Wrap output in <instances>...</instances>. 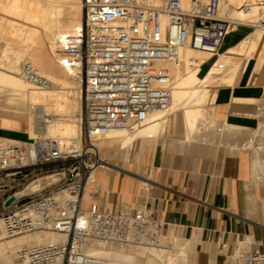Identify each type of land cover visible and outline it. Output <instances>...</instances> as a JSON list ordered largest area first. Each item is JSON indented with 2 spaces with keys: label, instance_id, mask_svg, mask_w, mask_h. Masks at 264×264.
<instances>
[{
  "label": "built area",
  "instance_id": "1",
  "mask_svg": "<svg viewBox=\"0 0 264 264\" xmlns=\"http://www.w3.org/2000/svg\"><path fill=\"white\" fill-rule=\"evenodd\" d=\"M259 19L243 21L221 16V0H82V28L58 41L55 56L60 63L81 69L84 99L82 132L70 144L38 136L12 140L0 136V194L5 237L51 231L67 236L65 243L37 244L18 250L21 264H123L91 252L93 243L145 246L169 250L166 224L144 206L121 203L101 209V185L87 184L104 162L96 142L117 130H132L147 123L155 110L172 102L175 68H199L221 51L226 36L240 26L264 25V0H253ZM253 5L242 3L250 14ZM210 54L202 60L184 51ZM20 76L38 88L50 81L38 69L24 63ZM46 116L44 124L50 123ZM42 181L39 190L34 184ZM65 196V197H64ZM14 198L6 206V202ZM244 264H262L264 245L244 256Z\"/></svg>",
  "mask_w": 264,
  "mask_h": 264
},
{
  "label": "crops",
  "instance_id": "2",
  "mask_svg": "<svg viewBox=\"0 0 264 264\" xmlns=\"http://www.w3.org/2000/svg\"><path fill=\"white\" fill-rule=\"evenodd\" d=\"M242 27L246 31L233 42L226 43L231 33L226 36L222 52L252 31L248 26L236 31ZM255 59L238 84L215 89L217 126L188 139L183 115H176L172 127L154 142L144 139L141 146L134 144L127 163H136L138 175H109L117 188L99 196L101 209L112 210L121 203L146 207L168 226L171 242L175 232L183 239L184 245L178 242V247L188 264H211L214 259L215 264H228L231 249L230 258L235 261L256 245L259 249L264 245V61L259 65ZM24 113L0 108V136L29 139V118ZM260 144L263 147L258 150ZM149 145L154 146L150 155ZM125 179L129 195L120 194ZM84 201L89 205L92 199ZM240 241L246 246L238 251Z\"/></svg>",
  "mask_w": 264,
  "mask_h": 264
},
{
  "label": "bare ground",
  "instance_id": "3",
  "mask_svg": "<svg viewBox=\"0 0 264 264\" xmlns=\"http://www.w3.org/2000/svg\"><path fill=\"white\" fill-rule=\"evenodd\" d=\"M2 1L3 3L1 2L0 6H2V11L6 12V15L10 14L22 20L23 23L20 27L17 29L12 27V29L20 36L19 39L21 38L29 44L26 49L3 53L7 61V67L3 64L0 65V108L27 113L29 132L32 138L38 136L56 138L61 140L64 145H68L75 138H79L82 132L80 116L82 114L83 78L81 69H74L60 63L55 56V51L61 38L82 28V0ZM147 1L152 4L161 3V0ZM192 1L183 0L184 6L189 7ZM245 2H249L251 5L254 4L253 0H221V16L228 15L243 21L253 19V22H257L260 16L255 5H253V11L250 14H243L239 9L240 5ZM184 53L186 56L199 55L205 61L211 57L208 53L196 52L191 49H186ZM252 58H256L259 65L264 61V27L259 24H256L255 29L236 45L220 52L202 76H200L201 70L199 68L191 69L187 65L175 68L171 64H167L166 67L171 69L173 75L170 106L167 109L152 112L147 123L143 126L132 130L111 132L96 142L100 157L104 162L100 165V174L95 172L94 180L87 184L85 198H90V191L98 182V178L109 179V175H112L113 172L129 176L138 175L135 174V170L130 171L107 162V158H115L118 153L115 151V153L105 156L101 153L103 148L117 144L119 151L126 150L123 159L128 162L134 144L138 142L141 146L144 139L146 141L148 139L151 143L154 142L168 126V114H176L179 111L183 115L188 139L196 138L203 131L217 126L218 123L213 118V111L207 106L210 99H215L216 90L212 91L209 87L219 83L238 84ZM22 63H29L38 69L50 81V86L38 88L28 80L23 79L20 76ZM46 115L52 117L48 124H44ZM261 127L264 132V120ZM202 140L204 139L202 138ZM153 147L149 145L148 154L153 150ZM140 159L141 154L137 156L136 162H139ZM42 186V181H38L33 188L39 190ZM66 241V235L51 231L21 234L6 239L0 220V264H15V257L12 253H17L23 247L37 244L65 243ZM180 244L184 245L182 241H180ZM245 246L246 243L240 241L237 245L238 251ZM90 250L96 256L114 258L120 260L123 264H136V262L140 264H186L187 261V256L182 251L174 255L167 253L164 249L130 244L113 243L107 247H101L97 243H93ZM211 264H215V259ZM262 264H264V261Z\"/></svg>",
  "mask_w": 264,
  "mask_h": 264
},
{
  "label": "rangeland",
  "instance_id": "4",
  "mask_svg": "<svg viewBox=\"0 0 264 264\" xmlns=\"http://www.w3.org/2000/svg\"><path fill=\"white\" fill-rule=\"evenodd\" d=\"M1 2L3 3V1L2 0H0V4H1ZM2 8V6H0V30H2V31H0V65H4L5 67H7V61H6V58L3 56V53L4 52H6V51H13V52H16V51H20V50H22V49H26L27 47H28V44H29V42H25V41H23L21 38V40L19 39V35L15 32V30H13L12 29V27H14L15 29H17L18 27H20V25L23 23L22 22V20H20L18 17H14V16H12V15H10V14H7L6 15V12H4V11H2L3 10V8ZM2 12H4V13H2ZM2 13V14H1ZM4 15V16H3ZM82 17H81V20H82V18H83V11H82V15H81ZM7 17H9V18H7ZM11 17V18H10ZM12 19V20H11ZM14 19V20H13ZM16 19V20H15ZM3 21H4V23H3ZM12 23V24H11ZM10 25V26H9ZM262 27H264V25H262ZM5 28V29H4ZM255 29V27L254 28H252L251 30L253 31ZM246 31V29L245 28H241L239 31H236V32H233V33H231L227 38H226V43H228V42H233L234 40H236L239 36H241L244 32ZM26 43V44H25ZM25 44V45H24ZM25 46V47H24ZM225 46H226V44H225ZM22 47V48H21ZM223 48H224V46H223ZM220 52H222V50L220 51ZM11 54L9 53V56H10ZM195 56H197V55H195ZM198 57H200L199 55H198ZM217 58V56L214 58V59H216ZM213 59V60H214ZM213 60H210V61H208V62H206V64L204 65V67H203V69H201V76L202 75H204L205 73H206V71L208 70V68L210 67V65L212 64V62H213ZM23 64V63H22ZM222 85H232V84H225V83H219V84H215V85H211L209 88L212 90V91H215V89L217 88V87H219V86H222ZM82 89L84 90V84L82 83ZM83 94V93H82ZM83 98H82V106H83V99H84V94H83V96H82ZM215 100V99H214ZM214 100H212V99H210L209 100V102L207 103V106L209 107V109L211 110V111H213V102H214ZM83 108V107H82ZM181 113V111H179V112H177L176 114H168V117H169V124H168V126H166L165 127V131L166 130H168L170 127H172V124H173V122H175V119H174V117H176V115H179ZM24 115L27 117V118H29L28 117V114L27 113H24ZM46 116H49V115H46ZM81 117V116H80ZM262 120H264V118H262ZM82 122V121H81ZM164 131V132H165ZM163 132V133H164ZM162 133V134H163ZM262 138H264V134H263V137ZM261 144H264V140H262L261 141ZM261 144L259 145V147H257L258 148V150L259 149H261L263 146H261ZM119 149V146L117 145V144H115V145H113V146H110V147H105V148H103V150L101 151V153L103 154V155H105V156H109V155H111V154H113V153H115V151L118 153L117 154V156L115 157V158H112V159H110V158H107L106 160H107V162H110V163H112V164H115L116 166H119V167H122V168H124V169H127V170H130V171H134L135 172V174H137L136 172H137V169H135L134 168V163L131 161V162H129V163H125V162H123V156H124V154L126 153V150H123V151H119L118 150ZM264 149V148H263ZM150 155V154H149ZM105 160V161H106ZM104 161V160H103ZM146 161H148V159L146 160ZM116 162V163H115ZM127 164V165H126ZM146 164H147V162H146ZM258 166V165H257ZM147 168V167H146ZM258 169V168H257ZM97 174H100V172H101V166H99L98 167V169H97ZM120 174L121 173H112V176H115V178H118V177H120ZM261 174V173H260ZM144 176H146V172H145V174H144ZM126 177V176H125ZM124 177V178H125ZM114 178V179H115ZM123 178V177H122ZM141 178V177H140ZM114 179H100V178H98V182L97 183H99L100 185H101V187H102V189H101V191H100V195L102 194V193H104V194H106V195H108L111 191H112V189H114V188H117L116 187V185H114ZM126 180V183H124L122 186H121V188L119 189L120 190V194L121 195H125V194H130V192H129V186H128V179H125ZM95 186V185H94ZM90 198H91V194H90V196H89ZM89 198V199H90ZM2 211H3V206H2V196H1V194H0V218H1V213H2ZM172 231H174V230H172ZM175 232V231H174ZM170 233H171V231L169 232V236H170ZM176 233V238L173 240V242H172V245H173V247L171 248V249H169V250H166L167 251V253H169V254H174V255H177V254H179V244H178V242L180 243V241H182L183 239L177 234V232H175ZM6 239H11V238H7L6 237ZM180 239V240H179ZM232 250V249H231ZM229 251V252H231L232 253V251ZM247 253L249 252V251H246ZM230 253V254H231ZM15 254H16V252H13L12 253V255H13V257H15ZM230 254H227L228 256H229V262H228V264H244L243 262H244V256L242 257V256H240V255H238L237 257H236V260L235 261H232L231 260V258H230ZM242 255V254H241ZM191 256H193V254H191ZM15 259V258H14ZM15 261V260H14ZM187 262L188 261H186V264H187ZM189 263H190V261H189ZM15 264H18V263H16L15 262ZM136 264H140V263H138V262H136ZM192 264V263H191Z\"/></svg>",
  "mask_w": 264,
  "mask_h": 264
},
{
  "label": "water",
  "instance_id": "5",
  "mask_svg": "<svg viewBox=\"0 0 264 264\" xmlns=\"http://www.w3.org/2000/svg\"><path fill=\"white\" fill-rule=\"evenodd\" d=\"M14 198H10L7 202H6V206H9L12 202H13Z\"/></svg>",
  "mask_w": 264,
  "mask_h": 264
}]
</instances>
